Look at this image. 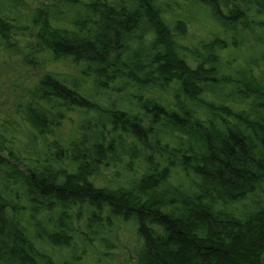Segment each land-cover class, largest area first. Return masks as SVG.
I'll return each mask as SVG.
<instances>
[{"label":"trees","instance_id":"1","mask_svg":"<svg viewBox=\"0 0 264 264\" xmlns=\"http://www.w3.org/2000/svg\"><path fill=\"white\" fill-rule=\"evenodd\" d=\"M74 2L0 0V58L45 71L0 107V264L129 239L135 264H264V0ZM193 10L224 30L191 39Z\"/></svg>","mask_w":264,"mask_h":264},{"label":"rangeland","instance_id":"2","mask_svg":"<svg viewBox=\"0 0 264 264\" xmlns=\"http://www.w3.org/2000/svg\"><path fill=\"white\" fill-rule=\"evenodd\" d=\"M19 4H21V6L26 12H28L30 15L35 16L36 18L38 17V11L40 9L48 10L49 17L53 16L58 21L66 20L67 22H71V20L76 17V13H74V11L71 12V9L75 5L74 0H71V2L69 0H19ZM188 16L193 18L194 20L193 19L192 20L195 22L191 27V31L189 32V37L193 40L195 39L196 42L197 41H199V43L202 42L203 45L211 41V38L207 39L209 32L211 33L214 30L219 31V29L224 30L223 27L224 23L223 21H220V18L218 17L216 19L215 16H213L215 20L214 21L209 19V16L207 14H199V12L195 10L191 12L188 11ZM41 20L42 19L39 17L38 18L39 22L35 21L34 23L30 24L31 25L30 29L26 30V32H18V34L32 35V38H35L34 36L38 34L41 30V25H42ZM263 34L264 33L261 30L258 31L257 34L258 41ZM191 39H189L190 41H188V43H191V45L194 46L196 42L193 43L192 42L193 40ZM252 42L256 44V41L252 40L250 41V46H252ZM225 54L228 55L229 52L227 51ZM241 54H242L241 57H243V59L248 58L249 56L250 59L259 56V53L250 52V54H248L247 51L246 52L242 51ZM47 59L48 57H46V60ZM59 64L63 70H67L68 72H74V73L77 72L68 62L64 60L60 61ZM240 66H242V64H240ZM52 67L53 66H50V64L48 63V68H52ZM44 74L45 71L42 69L25 71V72L20 71L18 65L12 62L9 56L8 55L6 56L5 54L3 60L0 58V107L3 108L5 112L12 110L15 103L19 101L20 96L26 94L24 92L23 86H21L22 87L21 88L19 86L15 87L14 85L18 84V82L21 83L20 80L23 81V79L28 78L29 80L31 79L30 81H32L33 79L39 78ZM116 96H117L116 94L111 95V97L113 98H115ZM122 98H123L122 99L123 101H121L122 105L126 107L129 106V104L127 103L129 101L132 104L131 95H124L122 96ZM69 130L70 128L68 127V124H66L65 127L62 128L60 131H62V133L64 134H67ZM165 188H168V186H166ZM129 240L125 243V245H122L120 242H117V244L115 245L116 249L113 252L107 253L106 255L104 254L100 255L99 250L96 247L91 246L89 247L88 251L94 253L90 258V260H92V263H89L88 260L81 258L79 259L78 262H76V264H135L134 251H133L134 242L131 245L129 243L132 241ZM58 255L60 257L62 256L63 259H67V260H69L70 258L69 254L65 252L58 253ZM64 263L65 261H62V263L60 264H64Z\"/></svg>","mask_w":264,"mask_h":264}]
</instances>
